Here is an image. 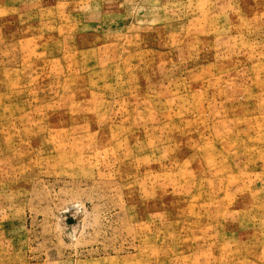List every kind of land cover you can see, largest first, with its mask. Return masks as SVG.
Returning <instances> with one entry per match:
<instances>
[{
  "label": "rangeland",
  "instance_id": "rangeland-1",
  "mask_svg": "<svg viewBox=\"0 0 264 264\" xmlns=\"http://www.w3.org/2000/svg\"><path fill=\"white\" fill-rule=\"evenodd\" d=\"M0 264H264V0H0Z\"/></svg>",
  "mask_w": 264,
  "mask_h": 264
}]
</instances>
